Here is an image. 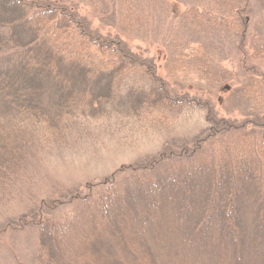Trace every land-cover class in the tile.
<instances>
[{
	"label": "trees",
	"instance_id": "trees-1",
	"mask_svg": "<svg viewBox=\"0 0 264 264\" xmlns=\"http://www.w3.org/2000/svg\"><path fill=\"white\" fill-rule=\"evenodd\" d=\"M159 105L206 126L56 189L100 118ZM25 230L47 264H264V0H0V241Z\"/></svg>",
	"mask_w": 264,
	"mask_h": 264
},
{
	"label": "rangeland",
	"instance_id": "rangeland-1",
	"mask_svg": "<svg viewBox=\"0 0 264 264\" xmlns=\"http://www.w3.org/2000/svg\"><path fill=\"white\" fill-rule=\"evenodd\" d=\"M82 7L90 11L87 6ZM155 39L149 37L135 40V50L148 51L150 57L160 66L159 71L166 74L163 64L166 59L164 42L159 37ZM186 50L190 55L195 54L197 45L192 44ZM203 115V112L196 110L172 109L159 105L154 108L144 106L140 114L127 124L124 119L116 123L115 116L110 120L100 118L97 127L88 133L90 141L85 143L84 149L79 148L82 153L80 151L74 156L76 159L66 156L63 161L53 166L55 178L61 182L57 183L60 187L56 189L62 188L64 193L65 190L79 185L81 187L91 178L102 179L110 175L122 164H140L173 143H182L185 137L193 136L201 127L206 126ZM74 177L78 179V184L70 185L69 182ZM63 184L69 186L63 187ZM161 222L164 224L162 218ZM28 232L25 230L16 237L7 234L6 242L0 241V264H47L38 255L35 237L27 236L30 235ZM11 254L15 257L10 258Z\"/></svg>",
	"mask_w": 264,
	"mask_h": 264
}]
</instances>
